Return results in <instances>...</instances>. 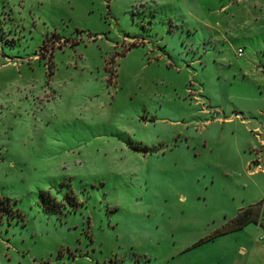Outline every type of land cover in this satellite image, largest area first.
I'll return each instance as SVG.
<instances>
[{
	"label": "rangeland",
	"instance_id": "rangeland-1",
	"mask_svg": "<svg viewBox=\"0 0 264 264\" xmlns=\"http://www.w3.org/2000/svg\"><path fill=\"white\" fill-rule=\"evenodd\" d=\"M260 170L264 0H0V264H213Z\"/></svg>",
	"mask_w": 264,
	"mask_h": 264
},
{
	"label": "crops",
	"instance_id": "crops-1",
	"mask_svg": "<svg viewBox=\"0 0 264 264\" xmlns=\"http://www.w3.org/2000/svg\"><path fill=\"white\" fill-rule=\"evenodd\" d=\"M249 162L250 160L245 162L246 167ZM260 171L264 172V170ZM249 172L253 175L256 170L255 173ZM248 206L250 205L240 208L239 211ZM209 242L218 244V254L213 264H264V224L261 221L249 222L241 228L229 230L207 240H200L193 244L192 248Z\"/></svg>",
	"mask_w": 264,
	"mask_h": 264
},
{
	"label": "trees",
	"instance_id": "trees-1",
	"mask_svg": "<svg viewBox=\"0 0 264 264\" xmlns=\"http://www.w3.org/2000/svg\"><path fill=\"white\" fill-rule=\"evenodd\" d=\"M258 206H259L258 204L250 205L242 209L241 211H239L237 215L228 222L225 228L217 230L215 235H219L229 230L241 228L244 225L248 224L249 222H257L258 215H259ZM2 216H3V212H2V207L0 206V224H1ZM212 237L214 236H211V237H208L202 240H207Z\"/></svg>",
	"mask_w": 264,
	"mask_h": 264
},
{
	"label": "built area",
	"instance_id": "built-area-1",
	"mask_svg": "<svg viewBox=\"0 0 264 264\" xmlns=\"http://www.w3.org/2000/svg\"><path fill=\"white\" fill-rule=\"evenodd\" d=\"M262 162H263V160L261 158H258V159H256L254 164L256 165V167L258 169H262Z\"/></svg>",
	"mask_w": 264,
	"mask_h": 264
}]
</instances>
